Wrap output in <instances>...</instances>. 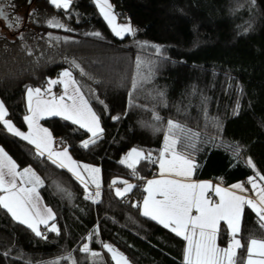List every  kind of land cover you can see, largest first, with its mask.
<instances>
[{"label": "trees", "instance_id": "trees-1", "mask_svg": "<svg viewBox=\"0 0 264 264\" xmlns=\"http://www.w3.org/2000/svg\"><path fill=\"white\" fill-rule=\"evenodd\" d=\"M14 3V14L24 18L21 27L13 31L0 19V33L7 37L0 40V99L8 108V118L21 130L26 129V86L44 87L48 78H57L69 67L65 56L76 58L102 81H89L73 70L85 85V92L89 87L95 89L109 111L104 112L101 105L93 102L105 131L103 138L88 149L81 147V142L90 136L85 130L59 117L41 120L55 140L68 147L74 160L101 169L98 204L84 199L85 190L72 174L46 159H37L33 146L0 125V146L17 161L19 170L31 166L44 180L40 195L57 213L56 222L61 228L59 236L48 233L45 241L0 210V264H25L29 260L31 264H43L68 252L81 264H87L86 254L78 249L89 242L82 238L97 225L99 235L89 243L101 253L100 264H113L101 242L114 245L132 264H182L184 240L131 206L142 201L144 182L156 172V165L142 162L138 166L141 180L119 161L133 147L158 155L163 132H153L146 126L155 123V106L161 116L186 123L202 133L201 141H209L197 144L200 151L195 156L202 167L194 173L196 178L231 185L254 176L256 171L264 174V0H257L251 10L248 0H110L114 12L121 18H130L133 27L139 29L135 37L123 40L111 32L93 0H73L70 13L56 9L48 0H32L31 5L27 0ZM32 9L39 13L35 21L28 16ZM53 16L74 31L49 27L46 20ZM249 22L252 29L244 33ZM92 31H100L104 39L84 35ZM20 32L25 34L24 42L32 55L21 50L24 42L17 39ZM49 33L69 40L50 41ZM135 40L164 46L168 59L160 61L155 79L146 87L149 92L153 87L165 90L169 107H160L151 95L143 94L137 104L144 107L128 109L127 115L113 121L111 116L126 111L127 89L119 87L120 75L130 79L137 54L156 59L153 49L141 50ZM193 89L196 95L191 94ZM201 96L207 97L206 106ZM237 103L239 114L234 115ZM177 104L187 116L177 115ZM214 118L222 125L219 131ZM231 144L241 146L239 156L230 150ZM248 157L255 162V170L246 165ZM113 180L118 183L110 188ZM122 180L138 185L123 199L115 196V188L122 185ZM57 184L71 197L59 192ZM90 190L94 191V186ZM225 233L222 223L218 240L222 247L227 245ZM239 238L242 243L248 238L264 239V230L257 226L255 215L247 207ZM8 250L10 255L3 256ZM239 255L246 256V248Z\"/></svg>", "mask_w": 264, "mask_h": 264}, {"label": "snow or ice", "instance_id": "snow-or-ice-1", "mask_svg": "<svg viewBox=\"0 0 264 264\" xmlns=\"http://www.w3.org/2000/svg\"><path fill=\"white\" fill-rule=\"evenodd\" d=\"M27 2L31 5L32 0ZM48 2L56 9L69 13L73 5V0H48ZM94 2L115 37L123 40L126 36H136L139 29L133 27L130 18L124 23L117 22V14L110 0H94ZM256 3L257 0H248L250 10L256 7ZM15 7L14 0H0V19H3L6 26L13 31L18 30L24 22L23 17L14 14ZM38 15L37 9H32L28 13L33 21ZM46 23L52 28L74 31L55 16L47 19ZM251 29L252 24L249 22L248 27L244 28V33ZM84 35L104 39L100 31L86 32ZM48 37L50 41L69 40L68 37L52 36L51 33ZM3 39L7 37L0 33V40ZM17 39L24 42L25 34L20 32ZM134 44L141 50L153 49L156 59H145L137 54L133 62L134 72L130 79L126 74L120 75L119 87L127 89L126 111L111 116L113 121L122 119L123 115H127L128 109L144 107L137 104V99L143 94L151 95L156 105L169 107L165 90L153 87L149 92L146 87L155 79L160 61L168 59L164 55V46L139 40H135ZM21 50L32 55V50L26 42L22 43ZM64 60L69 67L64 68L57 78H48L47 86L35 88L26 86L28 114L23 120L27 124V132L22 131L11 119L6 118L9 115L8 108L2 99H0V125L7 133L34 146V155L37 159H46L58 168L70 172L83 186L84 199L98 204L101 202V169L77 162L70 155L68 147L62 150L54 149L53 133L40 123L46 118L59 117L85 130L90 136L81 142V147L84 149L96 145L103 138L105 130L101 124V114L94 110L93 102L101 105L104 112L109 111V106L100 95L96 94L95 89L89 87L85 92V85L73 70H78L79 77H86L89 81H95L97 84L102 81L96 79L93 73L83 67L76 58L70 59L65 56ZM56 85L62 86L59 95L52 91L53 86ZM191 94L196 95V90L193 89ZM201 102L206 106L207 97L201 96ZM175 108L177 115H188L179 104L175 105ZM152 113V120L155 123L146 126H150L153 132H163V146L158 155L154 157L151 151L145 152L144 149L133 147L119 161L121 165L131 170L133 176L141 180L143 177L138 176V166L142 162L158 165L157 177L145 182L143 191L147 194L142 201H135L131 206L140 209L143 217L157 222L186 242L182 264H264V239L248 238L246 243H242V239L239 238L246 207L255 215L257 226L264 230V174L256 171L254 176L248 177L247 183L251 185L252 196L243 194L249 191L243 182L221 187L219 184L214 186L210 181L192 180L194 173L202 167L195 156V153L200 151L197 144L209 141H201L202 133L188 127L186 123L161 116L155 111V106ZM233 114H239L238 103L233 109ZM214 124L218 131L221 130L222 125L218 118H214ZM215 139V137L211 138L212 142H215ZM229 147L234 155L239 156L241 149L239 144H231ZM245 163L249 168L256 169L251 157H248ZM18 168L17 161L0 146V210H4L13 221L26 226L36 237L45 241L48 239V233L59 236L61 228L56 222L57 213L43 204L40 195L39 189L44 185V180L31 166L23 167L22 170ZM117 183L118 181L113 180L109 187ZM119 183L123 187L115 188V196L121 199L138 187L127 180ZM90 186H94V191L90 190ZM56 188L71 197V193L60 184H57ZM210 190L219 198L218 202H214L209 196ZM221 222L226 225L225 234L228 239L225 247L218 243L221 237ZM98 235L99 225L82 239L90 242ZM89 242L82 243L78 251L86 254L87 264H100L103 257L99 251L90 247ZM101 246L110 254L113 264H132L130 259L114 245L101 242ZM245 248L246 256L241 257L239 252ZM2 255L9 256L10 250L3 252ZM61 261L81 264L72 252L44 261L43 264H61ZM25 264H31V261H26Z\"/></svg>", "mask_w": 264, "mask_h": 264}, {"label": "crops", "instance_id": "crops-1", "mask_svg": "<svg viewBox=\"0 0 264 264\" xmlns=\"http://www.w3.org/2000/svg\"><path fill=\"white\" fill-rule=\"evenodd\" d=\"M53 79H55V78H53ZM46 86H47V84H46ZM52 91L55 93V94H57V95H59L61 92H62V86L61 85H56V86H53V88H52ZM25 97H26V94H25ZM26 106H27V101H26ZM26 114H28V112L26 113ZM25 114V115H26ZM6 118H8V117H6ZM9 119V118H8ZM40 123H41V121H40ZM25 124H26V122H25ZM27 124H26V129L25 130H22V131H25V132H27ZM18 138V137H17ZM20 139V138H19ZM26 142V141H25ZM32 146V145H31ZM34 147V146H33ZM53 147H54V149H56V150H62L63 148H64V145L63 144H61L59 141H56L55 140V138H54V143H53ZM131 150V149H130ZM130 150H128V151H130ZM127 151V152H128ZM19 170V169H18ZM66 170V169H65ZM70 173V172H69ZM157 173H158V165H156V172L152 175V176H150V177H148V178H146V180H148V179H153V178H156L157 177ZM71 174V173H70ZM86 175V174H85ZM248 179V178H247ZM247 179L245 180V181H239V182H243L244 184H245V187L249 190V191H247V192H245V193H243L244 195H248V196H252L253 195V193H252V191H251V185H249L248 183H247ZM146 180H145V182H146ZM192 180H194V181H210V182H212V184L215 186V185H217V184H219L221 187H229V186H231V185H224V184H222V183H219V182H216V181H213V180H211V179H200V178H196L195 177V175H193V177H192ZM145 182H144V187H145ZM235 183H237V182H235ZM234 184V183H233ZM119 187V186H118ZM147 193H145L144 192V195H143V197L146 195ZM209 196L210 197H212L213 198V200H214V202H218V200H219V198L218 197H215V195H214V192H212L211 190L209 191ZM42 202H43V204H45V202L43 201V199H42ZM45 205H47V204H45ZM48 206V205H47ZM49 207V206H48ZM223 222H221V224H222ZM226 226V225H225ZM42 227V226H41ZM185 242V241H184ZM186 243V242H185ZM185 247V246H184ZM109 255V257H110V254H108Z\"/></svg>", "mask_w": 264, "mask_h": 264}, {"label": "rangeland", "instance_id": "rangeland-1", "mask_svg": "<svg viewBox=\"0 0 264 264\" xmlns=\"http://www.w3.org/2000/svg\"><path fill=\"white\" fill-rule=\"evenodd\" d=\"M94 1V0H93ZM95 3V2H94ZM96 5V4H95ZM97 7V6H96ZM97 10H98V13L100 14V12H99V9L97 8ZM100 16L102 17V15L100 14ZM103 18V17H102ZM126 18L125 17H123V18H121V17H119L118 15H117V22L118 23H124V22H126ZM106 22V21H105ZM107 23V22H106ZM108 25V24H107ZM119 187H123V185H120Z\"/></svg>", "mask_w": 264, "mask_h": 264}]
</instances>
